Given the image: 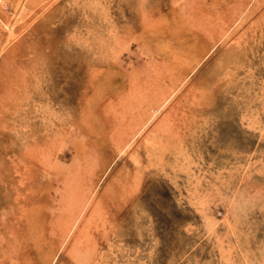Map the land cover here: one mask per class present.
<instances>
[{
    "label": "rangeland",
    "instance_id": "1",
    "mask_svg": "<svg viewBox=\"0 0 264 264\" xmlns=\"http://www.w3.org/2000/svg\"><path fill=\"white\" fill-rule=\"evenodd\" d=\"M0 264H264V0H0Z\"/></svg>",
    "mask_w": 264,
    "mask_h": 264
},
{
    "label": "bare ground",
    "instance_id": "2",
    "mask_svg": "<svg viewBox=\"0 0 264 264\" xmlns=\"http://www.w3.org/2000/svg\"><path fill=\"white\" fill-rule=\"evenodd\" d=\"M167 98H168V97H167ZM167 98H166V99H167ZM161 104H162V103H161ZM161 104L158 105L157 108H155V109L153 110V112H156V110L158 111V108L161 107Z\"/></svg>",
    "mask_w": 264,
    "mask_h": 264
}]
</instances>
